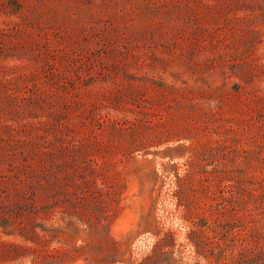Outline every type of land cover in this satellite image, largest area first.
Listing matches in <instances>:
<instances>
[{"label": "rangeland", "instance_id": "374dc122", "mask_svg": "<svg viewBox=\"0 0 264 264\" xmlns=\"http://www.w3.org/2000/svg\"><path fill=\"white\" fill-rule=\"evenodd\" d=\"M0 264H264V0H0Z\"/></svg>", "mask_w": 264, "mask_h": 264}]
</instances>
